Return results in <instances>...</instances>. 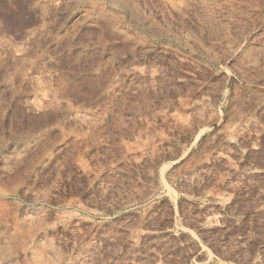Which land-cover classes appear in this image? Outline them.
<instances>
[{"label":"rangeland","instance_id":"obj_1","mask_svg":"<svg viewBox=\"0 0 264 264\" xmlns=\"http://www.w3.org/2000/svg\"><path fill=\"white\" fill-rule=\"evenodd\" d=\"M0 264H264V0H0Z\"/></svg>","mask_w":264,"mask_h":264},{"label":"bare ground","instance_id":"obj_2","mask_svg":"<svg viewBox=\"0 0 264 264\" xmlns=\"http://www.w3.org/2000/svg\"><path fill=\"white\" fill-rule=\"evenodd\" d=\"M5 3V2H4ZM18 15V14H17ZM12 22V21H11Z\"/></svg>","mask_w":264,"mask_h":264}]
</instances>
